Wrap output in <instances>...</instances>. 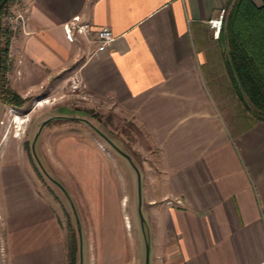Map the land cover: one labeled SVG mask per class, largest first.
I'll return each mask as SVG.
<instances>
[{
  "label": "crops",
  "instance_id": "1",
  "mask_svg": "<svg viewBox=\"0 0 264 264\" xmlns=\"http://www.w3.org/2000/svg\"><path fill=\"white\" fill-rule=\"evenodd\" d=\"M232 1L7 0L0 12L22 18L12 34L4 28L3 77L24 99L17 109L46 87L56 101L44 111L66 95L78 103L70 107L83 112L52 115L62 124L94 130L87 119L93 111L135 129L149 264H264V121L238 98L226 68V41L207 24L224 9L222 26ZM73 17L87 28L78 33L68 26V40L63 26ZM96 27L112 34L102 50L92 41ZM72 75L81 93H67ZM32 112L17 117L31 124ZM17 139L0 132V264H65L55 208ZM99 203L98 223L111 226L99 238L97 264L136 262L119 258L113 210L104 216Z\"/></svg>",
  "mask_w": 264,
  "mask_h": 264
},
{
  "label": "rangeland",
  "instance_id": "2",
  "mask_svg": "<svg viewBox=\"0 0 264 264\" xmlns=\"http://www.w3.org/2000/svg\"><path fill=\"white\" fill-rule=\"evenodd\" d=\"M1 23L4 21H0V25L6 29ZM13 31L11 29L10 34ZM206 83L210 86L208 81ZM223 91L228 92L227 89ZM42 94L46 96L39 98ZM55 97L44 87L38 95L27 97L23 108L5 109L0 102V117L6 123L8 137L13 132L17 133L15 137L19 139L15 146L22 148L38 188L45 190L55 208L64 235L65 264H69L70 247L75 251L74 264H97L99 260L96 255L99 238L102 232L109 233L111 225L98 223L96 200L100 201L104 216L113 210L115 222L112 226L118 233L115 241L118 240L119 258L124 257L126 261L135 258L136 262L132 260L131 264H149V244L143 224L146 182L139 170L142 153L137 145L139 137L135 129L125 120L122 123L111 114L106 116L93 111L87 114V119L99 135L87 125L62 124L61 119L52 115L80 116L83 112L70 107L78 103L70 102L72 98L66 95L59 99L63 104L53 106L49 112L44 111L56 101ZM42 100L46 102L39 104ZM28 109L33 111L31 124L26 117H17ZM247 111L251 114L250 110ZM240 112L243 113V109L240 108ZM43 119L46 123L41 127ZM24 127L26 130L22 136L20 133ZM2 131L4 127L0 125ZM90 133L94 136L91 137ZM112 144L132 159L119 153ZM107 183L112 191H109Z\"/></svg>",
  "mask_w": 264,
  "mask_h": 264
},
{
  "label": "trees",
  "instance_id": "3",
  "mask_svg": "<svg viewBox=\"0 0 264 264\" xmlns=\"http://www.w3.org/2000/svg\"><path fill=\"white\" fill-rule=\"evenodd\" d=\"M2 1V0H0ZM7 0H3L0 12ZM226 41V68L238 98L245 99L252 115L264 121V0H233L217 38ZM8 37L0 25V102L20 107L24 102L12 92L3 77L6 67ZM75 251H68V262L74 264Z\"/></svg>",
  "mask_w": 264,
  "mask_h": 264
},
{
  "label": "built area",
  "instance_id": "4",
  "mask_svg": "<svg viewBox=\"0 0 264 264\" xmlns=\"http://www.w3.org/2000/svg\"><path fill=\"white\" fill-rule=\"evenodd\" d=\"M223 14H224V9H220L216 15V17L211 18L207 20V24L209 28L212 30V34L214 37H217L218 31L220 29L222 20H223ZM21 16L19 14H14L11 12H6L3 13L0 16V21H4V24L2 26H6L8 30L14 29L15 25L21 24ZM77 17H73L71 21L68 24H65L64 27V32H65V37L68 40H71V33L68 30V26L73 27L74 30L78 33L82 32L85 30L87 27L86 25H76ZM92 34L93 38L92 41L96 44L95 49L96 50H102L104 49L107 45H109L110 41L112 40V34L111 32L103 27H96L92 28ZM67 86H68V91L71 93H81V85L80 83L76 80V78L72 75L67 78ZM13 116H11V119ZM0 125H3L4 127V132H6V123L0 120ZM17 131V130H16ZM3 132V133H4ZM12 136H17L16 132L12 133Z\"/></svg>",
  "mask_w": 264,
  "mask_h": 264
},
{
  "label": "bare ground",
  "instance_id": "5",
  "mask_svg": "<svg viewBox=\"0 0 264 264\" xmlns=\"http://www.w3.org/2000/svg\"><path fill=\"white\" fill-rule=\"evenodd\" d=\"M46 101H42L41 103H39V104H42V103H45Z\"/></svg>",
  "mask_w": 264,
  "mask_h": 264
},
{
  "label": "water",
  "instance_id": "6",
  "mask_svg": "<svg viewBox=\"0 0 264 264\" xmlns=\"http://www.w3.org/2000/svg\"><path fill=\"white\" fill-rule=\"evenodd\" d=\"M2 2H3V1H0V6H1Z\"/></svg>",
  "mask_w": 264,
  "mask_h": 264
}]
</instances>
